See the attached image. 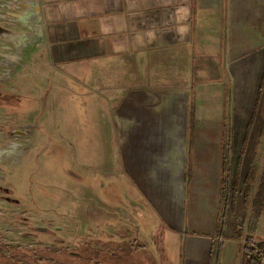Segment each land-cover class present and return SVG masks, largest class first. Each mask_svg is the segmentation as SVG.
Returning <instances> with one entry per match:
<instances>
[{"label":"rangeland","instance_id":"obj_1","mask_svg":"<svg viewBox=\"0 0 264 264\" xmlns=\"http://www.w3.org/2000/svg\"><path fill=\"white\" fill-rule=\"evenodd\" d=\"M30 1L0 0L3 250L15 252L18 246L47 255L86 252L90 264L93 259L101 264H141L140 257L146 264H235L236 246L226 235L232 233L235 239V219L240 225L248 221L244 179L255 161L264 166V130L255 137L257 143L248 141L254 143L247 145L235 201L230 195L223 198L219 190L223 162L231 169L225 177L231 178L249 122L243 124L237 114L232 115L231 83L226 87L223 79L225 83L214 85L216 89H199L208 97L224 95L217 108L214 101L210 107L204 103L209 99L200 100L190 85L157 92L104 85L96 62L85 72L63 71L51 64L47 46L38 41L44 33V20L36 18L39 13L29 21L20 20ZM218 39L220 43L225 34ZM217 53L224 56L225 51ZM194 64L198 76L227 75L224 62L218 71L202 67L197 58ZM164 100L169 101L163 103L165 108L179 105L178 115L174 109L155 110ZM171 113L173 120L178 117L182 138L178 180L183 195L172 188L166 168L170 165L161 159L167 158L163 136L168 135V127L161 123ZM191 123L194 128L189 131ZM161 138L162 143H155ZM202 139L209 143L201 146ZM200 151L211 157L199 155ZM218 204L224 216L220 243L215 233L221 224ZM256 239L264 241V214Z\"/></svg>","mask_w":264,"mask_h":264},{"label":"crops","instance_id":"obj_2","mask_svg":"<svg viewBox=\"0 0 264 264\" xmlns=\"http://www.w3.org/2000/svg\"><path fill=\"white\" fill-rule=\"evenodd\" d=\"M39 6L53 66L85 72L96 62L99 82L115 83L124 90L140 86L157 92L190 85L200 100L209 99L204 103L210 107L214 101L217 108L224 95L213 98L198 92L216 89L214 85L226 80V87L231 83L232 115L237 114L243 124L249 121L264 72V0H39ZM222 33L225 39L218 43ZM219 49L225 51L224 56L217 53ZM196 58L202 67L216 71L224 62L227 75H196ZM163 103L169 101H161L157 112L174 109L178 113V104L165 108ZM173 115L161 123L168 127V135L163 136L167 158L161 159L170 165L166 168L174 182L172 188L182 194L178 180L182 138L178 117L173 120ZM263 129L264 89L250 141L255 142ZM207 143V139L200 140L201 146ZM199 155L208 156L203 151ZM226 237L235 243V264H240L237 240L229 232Z\"/></svg>","mask_w":264,"mask_h":264},{"label":"trees","instance_id":"obj_3","mask_svg":"<svg viewBox=\"0 0 264 264\" xmlns=\"http://www.w3.org/2000/svg\"><path fill=\"white\" fill-rule=\"evenodd\" d=\"M264 89V72L262 76V80L258 89L257 97L255 100V104L247 124L246 131L243 137V143L240 148V152L237 160L233 163V176L231 178L225 177V173L230 171L231 169H226L228 163L223 162L222 166V179L220 181V194L223 198H227L229 195L231 196L232 202L235 201L237 197V193L239 190V183L241 180V167L243 163V158L246 153L248 141L251 136L252 127L255 123L257 111L260 104V99ZM19 101V100H18ZM16 101L14 106H17L19 102ZM191 118H194V109H191ZM191 129L194 128V123L190 124ZM264 130V129H263ZM263 134V132H262ZM224 137V133H223ZM224 158L226 159V153H224ZM189 163V177H191V159L187 160ZM244 184L246 186L243 195H244V204L246 208L249 210L248 221L246 224L240 225L238 220L235 219L233 222V229L235 232V239L238 242V251L240 253V264H264V241H257L256 232L257 225L260 219L264 214V166L261 168L255 161L249 168L248 173L245 176ZM231 193V194H229ZM232 204V203H231ZM234 204V203H233ZM219 211L218 221L221 222L222 212L219 209V204L217 206ZM223 215V214H222ZM218 224L215 226V233H217L219 239L218 242H221V227L223 225Z\"/></svg>","mask_w":264,"mask_h":264},{"label":"flooded vegetation","instance_id":"obj_4","mask_svg":"<svg viewBox=\"0 0 264 264\" xmlns=\"http://www.w3.org/2000/svg\"><path fill=\"white\" fill-rule=\"evenodd\" d=\"M17 247L18 246H16V249L18 250L15 252L12 251V249H9L7 252H5L3 247L0 246V264H73L76 259H87L81 264L91 263L90 257L86 252L78 253L72 250H68L66 252L54 251L53 253L47 255L46 251H41L40 253L38 251H21L19 249L22 248ZM140 259L141 264H146V259L141 257ZM92 262L94 264H101V260L99 259H93Z\"/></svg>","mask_w":264,"mask_h":264},{"label":"bare ground","instance_id":"obj_5","mask_svg":"<svg viewBox=\"0 0 264 264\" xmlns=\"http://www.w3.org/2000/svg\"><path fill=\"white\" fill-rule=\"evenodd\" d=\"M37 5L34 3H28V9L19 15L21 18L20 20H22L23 22L29 21L31 19L30 17H33L35 14H38V13L40 16V11L38 10L39 5L38 6ZM39 8H40V6H39ZM39 16L36 17L38 22H40V19H41V17H39ZM13 148H16V146H13Z\"/></svg>","mask_w":264,"mask_h":264},{"label":"built area","instance_id":"obj_6","mask_svg":"<svg viewBox=\"0 0 264 264\" xmlns=\"http://www.w3.org/2000/svg\"><path fill=\"white\" fill-rule=\"evenodd\" d=\"M30 3H34V4H38V5H39V1H38V0H31ZM40 37H41V38L38 39L39 43H40V44H47L46 39H45V34L42 33V34L40 35ZM27 38H28V37L23 36L22 41H24V40L26 41Z\"/></svg>","mask_w":264,"mask_h":264}]
</instances>
